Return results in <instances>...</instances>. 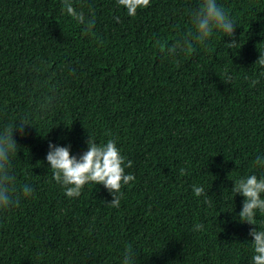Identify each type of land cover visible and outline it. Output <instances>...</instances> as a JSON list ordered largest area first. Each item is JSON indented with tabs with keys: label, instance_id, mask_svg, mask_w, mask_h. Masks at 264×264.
<instances>
[{
	"label": "trees",
	"instance_id": "1",
	"mask_svg": "<svg viewBox=\"0 0 264 264\" xmlns=\"http://www.w3.org/2000/svg\"><path fill=\"white\" fill-rule=\"evenodd\" d=\"M196 2L151 0L130 17L116 0H74L95 13L86 36L61 0H0V126L30 114L36 127L14 134L17 187L34 195L0 213V264H121L127 244L136 264H252L255 226L230 189L264 155V0H218L239 48L218 34L209 50L165 55L155 42L188 31ZM90 135L133 161L119 208L103 185L73 199L52 177L49 144L79 157Z\"/></svg>",
	"mask_w": 264,
	"mask_h": 264
},
{
	"label": "clouds",
	"instance_id": "2",
	"mask_svg": "<svg viewBox=\"0 0 264 264\" xmlns=\"http://www.w3.org/2000/svg\"><path fill=\"white\" fill-rule=\"evenodd\" d=\"M61 2L63 13L82 26L84 35H95L94 12L90 11L86 15L83 11H78L74 0H61ZM116 3L125 8L130 17H135L139 9H147L151 6V0H116ZM189 15L191 28L180 35L170 47L167 46L166 41L155 42V46L165 55L177 57L195 50L196 47L209 50L212 38L218 34L232 38L231 42L226 44L229 49L239 48L240 43L235 39L238 23L218 0H197L196 6L189 10ZM116 20L119 22L118 17ZM255 65L264 68V52L260 51ZM261 75H264V72ZM221 79L224 83L231 84L232 77L227 71ZM257 83H259L258 79L252 81L253 86ZM29 126L35 127L30 121V114L0 126V213L19 208L22 199H29L34 195L33 188L27 183L17 187L13 170V160L20 151L14 134L19 132L24 136L25 128ZM87 144V150L77 157L72 155L70 145L65 147L50 143L46 160L52 177L61 185L65 195L73 199L80 197L85 186L103 185L113 196V200L108 202L109 206L119 208L123 196L122 189L135 180L133 174L126 173V168L133 167V161L127 160L121 154L114 139L97 142L90 135ZM252 169L249 174L233 179L234 187L230 190L234 197L238 194L244 197L242 210L238 214L240 222L255 226L250 231V236L253 237L250 241L253 250L252 264H264V222H258L257 219L258 214L264 217V155L258 154L255 157ZM185 174L186 170L181 168L180 175ZM192 191L196 197L202 195L207 197L203 186L193 185ZM205 203L211 205V200L206 198ZM203 229L204 225L197 223L193 231L199 232ZM122 255L121 264H136L131 244L125 245Z\"/></svg>",
	"mask_w": 264,
	"mask_h": 264
}]
</instances>
